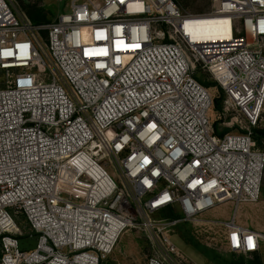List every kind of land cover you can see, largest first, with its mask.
Instances as JSON below:
<instances>
[{
  "label": "built area",
  "instance_id": "2783aa9c",
  "mask_svg": "<svg viewBox=\"0 0 264 264\" xmlns=\"http://www.w3.org/2000/svg\"><path fill=\"white\" fill-rule=\"evenodd\" d=\"M65 1L34 26L0 0V264H105L134 229L156 248L147 264L189 261L170 228L260 200L264 0H216L205 15L177 0ZM201 17L229 18L231 38L200 36ZM200 70L247 129L217 135ZM11 209L38 235L34 251L21 250ZM214 223L231 253L260 251L264 235L235 216Z\"/></svg>",
  "mask_w": 264,
  "mask_h": 264
},
{
  "label": "rangeland",
  "instance_id": "374dc122",
  "mask_svg": "<svg viewBox=\"0 0 264 264\" xmlns=\"http://www.w3.org/2000/svg\"><path fill=\"white\" fill-rule=\"evenodd\" d=\"M16 12L21 17H26L27 10L37 8L41 10L48 20L54 21L61 12H66L67 1L65 0H12ZM181 8L193 15H205L210 13L216 0H177ZM47 34H43L42 44L46 45ZM264 50V40L261 42ZM202 81L214 94V85L217 83L209 73L202 72L198 74ZM4 73L0 72V82L3 81ZM46 81H49L46 77ZM3 83L2 85H4ZM225 114V115H224ZM211 119L216 133L237 134L247 129L248 124L245 119L239 115L236 110L231 109L225 112V103L222 102V113H211ZM244 127V128H243ZM256 130L264 132V110L260 126ZM261 140L258 147L264 151V135L257 136ZM105 170L112 178H116V172L111 163L105 162ZM13 220L21 230L23 237L20 238V248L23 251H34L38 235H36L27 222L22 212L9 210ZM235 216L236 223L245 228L258 231L264 235V181L260 200L257 204H244L239 207L235 213L233 204L223 205L212 212L204 215L205 225L193 223H183L168 231L169 239L179 249L180 253L194 264H264V241L261 249L255 255H242L231 253L225 241V228L220 223L231 221ZM153 221H163L169 217L167 212H159L151 216ZM173 217H181L179 210ZM156 254V248L149 239L148 235L139 230H131L125 233L117 242L112 254L106 260L105 264H147L151 256ZM189 261H180L177 264H191Z\"/></svg>",
  "mask_w": 264,
  "mask_h": 264
},
{
  "label": "bare ground",
  "instance_id": "6f19581e",
  "mask_svg": "<svg viewBox=\"0 0 264 264\" xmlns=\"http://www.w3.org/2000/svg\"><path fill=\"white\" fill-rule=\"evenodd\" d=\"M197 19L193 20L190 26L198 30L203 38H231L232 31L229 18L201 17Z\"/></svg>",
  "mask_w": 264,
  "mask_h": 264
},
{
  "label": "trees",
  "instance_id": "16d2710c",
  "mask_svg": "<svg viewBox=\"0 0 264 264\" xmlns=\"http://www.w3.org/2000/svg\"><path fill=\"white\" fill-rule=\"evenodd\" d=\"M26 13H27L26 17L31 21V23L34 26H42V25L50 24L52 22L51 20H48V18L45 16V14H43L41 10H38L37 8H32L30 10H27ZM213 87H214L215 92H214V107H213L212 112H217L221 114L222 113V102H224V95H223L221 88L217 84L214 85ZM256 133H257V136L260 134L264 135V132L259 131V130H256ZM217 135L223 136L218 133ZM259 139L260 138L256 137L257 142L259 143V145H261V140ZM1 257H2V250L0 247V263H1Z\"/></svg>",
  "mask_w": 264,
  "mask_h": 264
}]
</instances>
